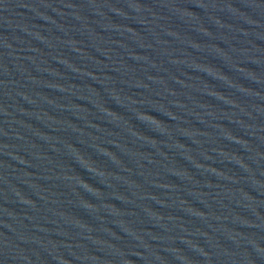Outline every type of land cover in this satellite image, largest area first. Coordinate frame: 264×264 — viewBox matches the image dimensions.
I'll return each instance as SVG.
<instances>
[{
    "label": "water",
    "instance_id": "95a60500",
    "mask_svg": "<svg viewBox=\"0 0 264 264\" xmlns=\"http://www.w3.org/2000/svg\"><path fill=\"white\" fill-rule=\"evenodd\" d=\"M0 230L264 264V0H0Z\"/></svg>",
    "mask_w": 264,
    "mask_h": 264
}]
</instances>
